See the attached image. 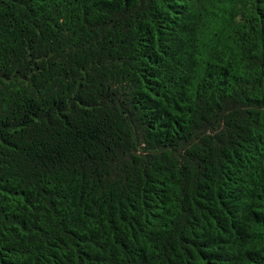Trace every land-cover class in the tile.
<instances>
[{
  "label": "trees",
  "instance_id": "obj_1",
  "mask_svg": "<svg viewBox=\"0 0 264 264\" xmlns=\"http://www.w3.org/2000/svg\"><path fill=\"white\" fill-rule=\"evenodd\" d=\"M0 264H264V0H0Z\"/></svg>",
  "mask_w": 264,
  "mask_h": 264
}]
</instances>
